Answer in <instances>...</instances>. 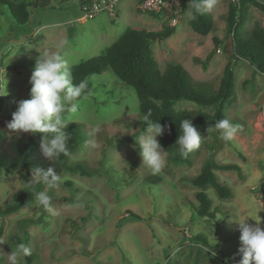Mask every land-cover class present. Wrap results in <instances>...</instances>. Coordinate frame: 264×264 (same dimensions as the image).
<instances>
[{
    "label": "rangeland",
    "instance_id": "rangeland-1",
    "mask_svg": "<svg viewBox=\"0 0 264 264\" xmlns=\"http://www.w3.org/2000/svg\"><path fill=\"white\" fill-rule=\"evenodd\" d=\"M25 1L31 6L24 23H17L7 5H0V69H5L8 81L7 95L0 96V121L16 111L17 101L30 98V76L43 48L67 39L66 59L71 66L103 54L127 28L160 31L169 26L174 27L172 35L150 41L159 69L177 62L188 71L193 88L204 86L214 92L228 63L234 93L225 101L223 114L240 128L234 140L226 143L214 129L209 133L210 125L200 133V148L189 153V164H171L166 156V166L153 174L142 165L135 139L143 130L134 89L110 69L92 74L85 79L88 89L73 117L81 139L69 155L70 163H79L88 174L59 173L62 183L50 190L57 214L36 206L35 198L17 212L0 216V238L6 241L0 244V264H8V254L19 243L30 247V264H238L236 218L249 217L252 224L259 220L264 229V190L260 188L264 75L230 54L226 10L232 0L206 12L212 23L206 35L191 28L187 9L171 26L175 17L171 11H143L140 0H119L113 10L93 18H82L81 4L89 0ZM256 1L264 5V0ZM254 24L264 25V11L248 3L239 29L249 30ZM175 108L213 111L212 106L201 107L188 100L177 101ZM32 136L40 143L43 134ZM92 140L94 148L89 143ZM210 154L241 168V176L236 171H216L231 191L229 198H220L212 187H206L214 218L195 214L196 187L190 182ZM31 180L32 169L15 167L2 172L0 208L11 203L12 194L25 189ZM196 234L207 242L195 240ZM20 264H27L25 257Z\"/></svg>",
    "mask_w": 264,
    "mask_h": 264
},
{
    "label": "trees",
    "instance_id": "trees-1",
    "mask_svg": "<svg viewBox=\"0 0 264 264\" xmlns=\"http://www.w3.org/2000/svg\"><path fill=\"white\" fill-rule=\"evenodd\" d=\"M248 3L264 11V5L256 0H240L238 4L228 2L226 27L227 37L232 38L229 46L230 54L244 59L255 71L264 75V25L254 24L249 30L239 29V22L244 20ZM0 5H7L17 23H24L29 18L30 1L0 0ZM190 24L191 28L201 35L208 34L212 28L211 20L206 12L191 18ZM173 33L174 27L169 26H165L160 31L127 28L117 40L106 47L103 54L71 65L70 70L73 74V82L77 84L92 74L110 69L121 82L132 87L138 100L140 129L144 130L148 127V122L143 119L150 109L152 111L150 119L159 120L162 126L167 125L170 129L157 137L166 150L167 161L174 165H183L189 164L190 159L189 153L186 156L181 155L179 146L175 144L180 134V122L185 118H191L193 125L201 133L210 125L214 126L215 121L226 119L223 106L234 93V76L231 66L227 63L218 88L214 92H209L204 86H197L198 89L193 88L188 81V71L177 62H170L163 70L159 69L150 41L167 38ZM213 40L220 44L217 37H213ZM179 100L193 101L201 107L212 106L213 111L176 109L175 103ZM12 114L0 121V174L9 173L15 167L28 171L35 167L46 169L49 166H52L58 174L62 171L88 174L85 167L69 161L70 153L81 139V133L74 122L70 123L66 129L71 138L67 145L68 154H61L58 158L47 161L41 153L40 143L32 134L11 132L7 128V123L12 120ZM219 170L236 171L241 176V168L237 163L219 162L210 154L199 172L190 179L191 184L196 187L194 197L197 204L192 207L195 214L200 217L214 218V211L211 210L212 202L206 191L207 186L212 187L220 198L231 196V191L217 177L216 171ZM42 187V185H36L35 189L41 191ZM32 188L33 186L28 184L22 191L13 193L11 203L0 208V216L17 212L31 203L36 198ZM133 218L140 219L136 215H133ZM1 235L2 228H0V237ZM194 239L207 242L201 234H196ZM25 258L27 264H30L32 254Z\"/></svg>",
    "mask_w": 264,
    "mask_h": 264
},
{
    "label": "clouds",
    "instance_id": "clouds-1",
    "mask_svg": "<svg viewBox=\"0 0 264 264\" xmlns=\"http://www.w3.org/2000/svg\"><path fill=\"white\" fill-rule=\"evenodd\" d=\"M189 5L191 7L187 15L195 18L196 15L211 12L217 7L218 0H190ZM39 33L37 31L35 34ZM68 45L67 39H60L53 47L43 48L40 51L29 80L30 98L17 101V109L12 114V120L7 123V128L11 132L42 133L40 148L47 161H52L61 154H68L67 145L71 138L66 129L70 123L75 122L73 117L78 111V101L88 87L86 80H81L78 84L73 82V74L65 52ZM7 82L5 69H0V96L7 95ZM151 116L152 111L149 109L143 119L148 122V127L135 139L139 146L142 165L150 169L153 174H157L166 166L167 155L157 137L170 129L167 125L162 126L159 120L152 121ZM239 128L238 124H233L228 119H221L215 121L214 126L208 131L210 133L214 129L218 132L219 138L228 143L234 140ZM179 133L175 144L179 146L181 155L186 156L200 148L202 137L191 118H185L180 122ZM89 143L93 148L96 147L95 140ZM61 183L62 177L52 166L46 169L33 168L32 180L29 184L33 186L36 206L57 214L51 203L53 197L50 195V190L58 189ZM36 185H42L43 190L36 191ZM248 218H236L240 232L238 254L241 259L238 264H264V229L259 220L253 219L256 223L252 224L248 222ZM5 242L0 238V244ZM204 251L207 253L209 250L205 248ZM29 255H31L30 247L25 243H19L8 254V264H20V261Z\"/></svg>",
    "mask_w": 264,
    "mask_h": 264
},
{
    "label": "built area",
    "instance_id": "built-area-1",
    "mask_svg": "<svg viewBox=\"0 0 264 264\" xmlns=\"http://www.w3.org/2000/svg\"><path fill=\"white\" fill-rule=\"evenodd\" d=\"M119 0H91L81 4L83 12L82 18H93L99 12L104 10H113ZM240 0H232L238 4ZM140 9L148 12H165L171 11L175 17L171 19V26H175L182 12L181 0H140Z\"/></svg>",
    "mask_w": 264,
    "mask_h": 264
},
{
    "label": "crops",
    "instance_id": "crops-1",
    "mask_svg": "<svg viewBox=\"0 0 264 264\" xmlns=\"http://www.w3.org/2000/svg\"><path fill=\"white\" fill-rule=\"evenodd\" d=\"M90 1V0H89ZM189 2H190V0H181V8H182V11H183V9L185 10V9H189L191 6L189 5ZM222 3H224V0H218V4H222ZM189 5V6H188ZM228 6V5H227ZM215 9V8H214ZM216 10V9H215ZM215 10H212L213 12L215 11ZM226 13H227V10H226ZM190 19H191V17H190Z\"/></svg>",
    "mask_w": 264,
    "mask_h": 264
},
{
    "label": "water",
    "instance_id": "water-1",
    "mask_svg": "<svg viewBox=\"0 0 264 264\" xmlns=\"http://www.w3.org/2000/svg\"><path fill=\"white\" fill-rule=\"evenodd\" d=\"M228 43H232V38H229ZM262 190H264V173L261 175V187Z\"/></svg>",
    "mask_w": 264,
    "mask_h": 264
}]
</instances>
